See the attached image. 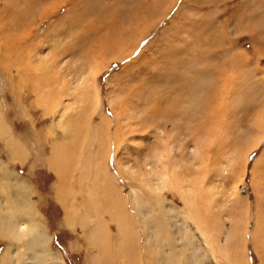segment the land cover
<instances>
[{"label":"rangeland","instance_id":"obj_1","mask_svg":"<svg viewBox=\"0 0 264 264\" xmlns=\"http://www.w3.org/2000/svg\"><path fill=\"white\" fill-rule=\"evenodd\" d=\"M80 4L0 0V44L9 51L0 50V113L27 149L24 161L8 163L0 140V157L17 185L23 179L33 190V217L51 235L50 247L65 264H100L97 249L84 237L89 229L63 223L57 168L47 162L56 141L72 146L88 169L90 149L98 147L101 163L108 154L107 169L122 197L132 186L140 201L147 196L149 222L159 224L166 240L160 246L175 247L174 232L185 222L191 245L179 241L177 256L192 253V264H264V0ZM9 9L18 15L9 17ZM73 15L66 27L62 21ZM95 68V80L86 85L83 75ZM63 131H69L67 138ZM165 140L171 145L165 146L166 165L154 167V150L164 148ZM88 169L82 168V180L78 168L69 172L71 186L63 189L68 202L87 206L88 189L101 191V216L116 234L108 194ZM9 191L0 182V206L11 199ZM133 207L127 208L132 217ZM128 223L140 231L132 219ZM194 226L212 245L206 257ZM2 235L0 253L16 245ZM111 250L118 252L113 263L121 264L118 249ZM123 251L125 263H154L145 253L132 255L131 247Z\"/></svg>","mask_w":264,"mask_h":264},{"label":"bare ground","instance_id":"obj_2","mask_svg":"<svg viewBox=\"0 0 264 264\" xmlns=\"http://www.w3.org/2000/svg\"><path fill=\"white\" fill-rule=\"evenodd\" d=\"M8 11H10L9 17H16L18 15V13L17 15H15L16 12L14 13V9H9L7 10V12ZM87 11L89 12V10ZM89 27L93 29L96 27V25L91 24ZM93 31L94 30H92V32ZM0 45V50L3 48L6 51V54H8L7 52L9 51L6 48L5 43H2ZM99 69L95 68L93 69V71H90L89 75H83L82 79L84 80V83L86 85H89L91 83L90 79L93 81L95 80L94 75L99 71ZM57 122L58 119L57 121L53 120V125L57 126ZM54 129L51 131V134L53 136ZM68 132L69 131H63L64 138L65 136L66 138L68 137ZM37 135L38 134L35 131L33 133V137L37 139ZM56 139L57 138L53 140ZM262 139L263 134L258 137L252 148L256 147ZM0 140H2L3 152L6 156V160H8V163L24 161V158L27 154V149L21 141L11 135L9 126L2 118L1 113ZM162 146H164V148L161 147L154 150L155 153H153V159L156 161V163L153 161V163H155L154 167L164 168L163 166L166 165L164 161L168 157L166 154V151H168V149H166L165 146L170 148L171 145L165 140ZM93 150H89V152H92L89 154V157L91 159V162L93 163V165L90 164L89 169L92 170L94 178L102 181V186L104 187L102 192L108 194V197L110 199L108 204L110 217L109 220H112V222L115 223L116 234L111 233L109 229L110 223L104 222L101 216L102 213L99 201L101 191L93 188V186L88 189V191L86 192L87 206H85L84 204L74 205L73 200L68 202L63 189L65 185L71 186V175H69V172L71 171V169L78 168L79 179L82 180L83 177L87 175L82 172V168H88L84 165V160H82V157L79 160L72 146L65 147L63 144L53 141V144L51 146V155L49 156V158H47V162L50 167L57 168L56 173L59 177V185H57L58 197L62 200V206L64 209L63 223L65 225H68L71 229H73V227L77 224L82 229H89V232H87V235L84 237L86 238L89 245L97 249V254L94 255H98L96 258H98L97 260L100 264H114V255L118 253L112 252L113 250L111 249H114V247L118 249L120 257L119 255L117 257L122 260L123 264H129L125 263L126 260L124 259L126 256L123 249L125 247H131L132 255H137L139 258L142 253H145L146 256H148V258L151 260V262H154L153 264H181L186 261L187 258L189 260L188 264H192V253L188 254L187 257H184V259L183 257L177 256L180 245L182 244L180 242H184L186 240V245H191L185 231V222L181 223V227L177 229L179 230V232H174V234L178 236V240L180 241H173L175 247L172 245H167V248L166 245L160 246V242H166V240L163 233L160 234L159 231H157L158 228L156 227H158L159 224L157 223L158 225L154 226L151 222H149V219L152 218V210L148 206L147 196L146 199L140 201L141 199L139 200L136 194L137 188L132 186L130 187L128 197L123 198L121 190L116 187V180L108 172L106 163L108 154L106 155V157H104V163H101V161L98 160V147L94 151ZM108 151L109 150L107 149V152ZM119 163L120 161H117L116 165ZM100 164H104L103 176L100 175L99 172ZM145 166L151 168V163H145ZM160 174H162L163 178L166 177L165 171H161ZM63 175L66 176L65 180L62 178ZM14 176L6 167V162L2 161L0 157V182L10 186L9 196H11V199L4 200L3 205L0 206V235L3 234L2 237H8L12 242H15L16 244L15 247H12L14 245H8L2 250V252L0 253V264H65V261L62 258L60 252L57 251V249L50 247L49 243L51 240V235L46 231L45 226L39 221L35 220L33 217V215L37 212L34 206L35 201L31 198L33 190L23 179L19 180L20 184L18 186V178H15L17 176ZM67 177H69V181L66 180ZM11 186H13V188H11ZM155 188L157 192H159L160 188L158 186H156ZM146 193L148 195L151 192L148 189ZM13 197H15L16 199V202L14 201L15 203L12 201ZM155 197L159 198L158 194H156ZM160 201L162 203H166L163 201V199H160ZM127 202L132 203L135 206V208H133L136 209V211L133 212V217L128 214L127 208L129 206V203ZM79 211H81V213ZM131 219L133 220L134 225L138 224L140 228L139 232H137V230L135 231V227L134 231L131 230V228H129L130 230L128 229V227H130L128 220L131 221ZM146 219L147 221H145ZM176 222L177 221H175V223ZM190 227L192 228V225ZM195 228L197 230L198 237L205 244L203 255L201 253V257L203 258L206 257L207 252L212 249V245H210V242H208L204 237V234H202V230L200 229V227L197 226ZM139 235H141L142 237ZM150 239L154 241V243L151 244L153 248H151L149 244Z\"/></svg>","mask_w":264,"mask_h":264},{"label":"snow or ice","instance_id":"obj_3","mask_svg":"<svg viewBox=\"0 0 264 264\" xmlns=\"http://www.w3.org/2000/svg\"><path fill=\"white\" fill-rule=\"evenodd\" d=\"M96 3H97V0H81L80 8L92 7V6H94ZM190 3L193 4V5H198V4L209 5V4H211V0H190ZM213 6H214V5H213ZM203 10H204V11H207L208 8L206 7V8H204ZM61 12H63V8L61 9ZM74 20H75V16L73 15V16L66 17V18L62 21V23H63L66 27H68V26H71V25L73 24ZM52 27H53V29H55V28L57 27V25H56V24H53ZM249 47H250V46H249ZM110 67H111V66H110ZM254 157H255V154L253 153V154H251V155L249 156V159L252 160V159H254Z\"/></svg>","mask_w":264,"mask_h":264}]
</instances>
